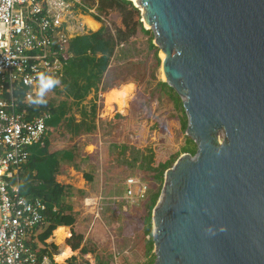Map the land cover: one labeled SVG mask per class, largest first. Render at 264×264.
<instances>
[{
    "label": "water",
    "instance_id": "obj_1",
    "mask_svg": "<svg viewBox=\"0 0 264 264\" xmlns=\"http://www.w3.org/2000/svg\"><path fill=\"white\" fill-rule=\"evenodd\" d=\"M132 4L197 148L165 173L153 264H264V0Z\"/></svg>",
    "mask_w": 264,
    "mask_h": 264
},
{
    "label": "rangeland",
    "instance_id": "obj_2",
    "mask_svg": "<svg viewBox=\"0 0 264 264\" xmlns=\"http://www.w3.org/2000/svg\"><path fill=\"white\" fill-rule=\"evenodd\" d=\"M85 2L86 7L95 9L103 18L100 24L106 26L109 34L117 38V31H124L118 12L101 11L103 0ZM139 17L141 22L140 11ZM139 17L131 21L132 29ZM143 28L151 34L137 27L133 36L116 46L108 77L106 80L103 77L95 99L97 130L76 140L80 156H85L80 159L81 171L92 177L94 189L102 193L97 207L85 219L89 223L85 232L91 235L84 245L90 253L78 255L79 264H146L152 260V255L146 252L150 237L145 236L143 224L151 197L162 190L166 171L184 155L183 149L195 147L184 129L187 126L184 110L166 83L163 55L154 44L152 31L144 24ZM88 31L95 32L85 25L84 33ZM63 60L37 86L34 101L54 108L64 106L68 117L79 120L84 107L89 110L94 94L80 107L74 105L69 91L83 77L75 68L77 58L68 54ZM49 82L45 88L43 84ZM125 86L134 91L125 111L120 112L116 104L113 110L109 109L105 103L110 93ZM54 132L57 139L63 137L60 139L65 148H71L75 141L68 140L61 129ZM127 178H136L147 186L145 199L138 202L125 199Z\"/></svg>",
    "mask_w": 264,
    "mask_h": 264
},
{
    "label": "built area",
    "instance_id": "obj_3",
    "mask_svg": "<svg viewBox=\"0 0 264 264\" xmlns=\"http://www.w3.org/2000/svg\"><path fill=\"white\" fill-rule=\"evenodd\" d=\"M79 10L104 21L84 0H0V264H52L29 240L45 222V206L18 189L30 149L46 134L48 114L29 117L20 106L34 101L35 89L59 63L57 54L83 33ZM23 89L19 104L16 94ZM146 192L138 179H126V200L142 201Z\"/></svg>",
    "mask_w": 264,
    "mask_h": 264
},
{
    "label": "trees",
    "instance_id": "obj_4",
    "mask_svg": "<svg viewBox=\"0 0 264 264\" xmlns=\"http://www.w3.org/2000/svg\"><path fill=\"white\" fill-rule=\"evenodd\" d=\"M85 1L86 0H84V3L86 4ZM102 10L116 11L120 15L124 31L118 30L117 38L109 34L106 26L102 25L96 32L88 31L83 35L73 37L68 43L66 52L57 54L60 63L64 62L63 59L68 54L78 59L75 68L80 71L83 81L81 83H75L69 91V94L74 101V105L80 107L81 103L93 93L94 99L91 102L89 110H86L84 107L80 119L76 120L72 116L68 117L64 106L54 108L37 101L31 102L29 105L20 106L21 110H27L29 117L40 116L43 113L48 114V119L45 121L46 134L41 144H37L30 149L28 162L23 166L21 174L18 177L19 194L30 200L35 198L39 199L45 206L44 223L47 224V228L41 237H39L41 243L47 240L58 227L71 228L76 221L77 215L73 212L72 206L65 205L62 201L65 195H70L74 190L71 187L59 185L55 180L61 164L74 163V150L76 148L73 147L71 150L50 153V131L61 129L65 134L69 135L70 140L78 139L84 135L94 134L97 130L95 99L103 77L105 76L104 80L108 77L109 71L107 70L116 46L133 36L137 27L143 33L151 34L150 31L144 30L143 24L140 22L138 9L128 0H103L101 11ZM79 12L82 16H89L86 10H79ZM135 17L139 18L134 22L135 28L132 29L130 23ZM96 21L99 22V20ZM25 91L26 90L23 89L16 94L19 96V104L24 98ZM169 91L173 94L175 101L182 107L181 100L174 90L169 87ZM185 128H187V126H185L184 129ZM189 142L193 143L192 141ZM196 151V146L194 149L184 148L182 154L194 156ZM73 167L75 171H79L78 166L73 164ZM83 177L86 181H91L89 176L84 174ZM160 193L161 191L151 197L147 215L143 220L144 234L150 237L146 246V252L147 255H152V260L146 264H153L155 260V256L152 254L151 217ZM82 241L83 237L76 235L71 229V237L66 242L67 246L74 252L80 249ZM52 248L56 250L54 246H52ZM89 253L90 252L85 248L80 249L81 255H87ZM72 262L71 260L70 263L72 264Z\"/></svg>",
    "mask_w": 264,
    "mask_h": 264
},
{
    "label": "crops",
    "instance_id": "obj_5",
    "mask_svg": "<svg viewBox=\"0 0 264 264\" xmlns=\"http://www.w3.org/2000/svg\"><path fill=\"white\" fill-rule=\"evenodd\" d=\"M90 19L93 23L97 25V29L93 31H98L102 25L97 22L95 19L92 17H85V16H79L78 19L81 21L82 19ZM81 19V20H80ZM82 28L85 31V24L82 23ZM87 27V26H86ZM83 33L79 34L83 35ZM55 130L50 131V147L49 151L50 153L58 152V151H67L71 150L73 147L76 149L74 150V163H64L61 164L59 168L58 175L56 176L55 180L56 183H58L61 186L65 187H71L74 192L71 193L70 195H65L63 197L62 201L65 205H70L73 207V212L76 213V221L74 225L70 227H58L55 231H53L52 235L47 239L44 240L43 243L39 241V237L43 234L45 229L47 228V224L44 223L42 226L36 228L32 234L29 237V240L31 241L32 248H34L35 251L38 252L39 256L41 258H47L52 264H71L70 261L72 260V264H79V258L78 255H80V249L85 248V243L87 241V237L91 235V233L85 232L86 226L89 224L86 222V218H88V213L91 211L93 208L95 209L97 207V203L99 199H102V197L99 196V194L102 193H97V191L94 189V185L92 184L93 180L92 177L89 176L88 174L82 173L81 167H80V159L84 158L85 156H80L81 150H79V144L76 143V140L83 138L84 136H89V135H84L79 137L78 139L73 140L71 148H65V146L62 144L60 138H56V134L54 132ZM64 136L68 137V140H70L69 135L65 134L62 132ZM57 139V140H56ZM73 164L79 167V171H75ZM89 176L91 181H86L83 175ZM81 192V193H79ZM99 212V209H98ZM97 212V215L99 214ZM71 229L74 231L76 235H80L83 237V241L81 243V247L77 251H72L69 246H67L66 242L67 240L71 237ZM56 231H61L65 237H58L56 238L54 236ZM60 238V240H58ZM54 246L56 250L52 248ZM65 248V249H64ZM70 250L71 256L66 258L63 262L57 263L55 261V257L59 256L63 251ZM84 256V255H83Z\"/></svg>",
    "mask_w": 264,
    "mask_h": 264
},
{
    "label": "bare ground",
    "instance_id": "obj_6",
    "mask_svg": "<svg viewBox=\"0 0 264 264\" xmlns=\"http://www.w3.org/2000/svg\"><path fill=\"white\" fill-rule=\"evenodd\" d=\"M129 1L130 2H134V3L137 2V0H129ZM83 24H85L91 30H96L97 29V25L95 23H93L90 19H86L85 18V21H83ZM132 89L126 88V86H125V87L121 88L120 90L112 91L110 93V95H109V98H107L109 100H107L105 104L109 107V109H112L113 104H116L117 107H118V110L120 112L125 111V109L128 106L129 101L132 99V96H133V92L134 91ZM54 236L56 238H58V237H63L64 238L65 237V235H63L61 231H56ZM58 240H60V238ZM70 256H71L70 250L69 251L66 250V251H63L59 256L55 257V261L57 263H61L66 258H68Z\"/></svg>",
    "mask_w": 264,
    "mask_h": 264
},
{
    "label": "clouds",
    "instance_id": "obj_7",
    "mask_svg": "<svg viewBox=\"0 0 264 264\" xmlns=\"http://www.w3.org/2000/svg\"><path fill=\"white\" fill-rule=\"evenodd\" d=\"M50 83H51V82H49V83H47V84H43V86H44L45 88H47V87L49 86Z\"/></svg>",
    "mask_w": 264,
    "mask_h": 264
}]
</instances>
